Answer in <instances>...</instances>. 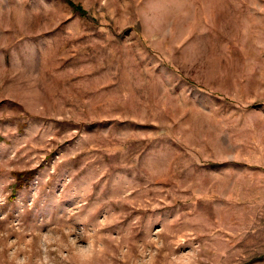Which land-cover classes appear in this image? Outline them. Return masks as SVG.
Returning <instances> with one entry per match:
<instances>
[{
  "label": "rangeland",
  "instance_id": "1",
  "mask_svg": "<svg viewBox=\"0 0 264 264\" xmlns=\"http://www.w3.org/2000/svg\"><path fill=\"white\" fill-rule=\"evenodd\" d=\"M0 264H264V0H0Z\"/></svg>",
  "mask_w": 264,
  "mask_h": 264
},
{
  "label": "trees",
  "instance_id": "2",
  "mask_svg": "<svg viewBox=\"0 0 264 264\" xmlns=\"http://www.w3.org/2000/svg\"><path fill=\"white\" fill-rule=\"evenodd\" d=\"M69 5L72 6V8L74 10L79 11L80 14H85V11L77 4L73 3L72 1H68ZM33 170H28V171H22L19 172L17 174V180H18V184L17 186L21 183V182H26L30 179L31 174H32ZM26 175V177H24Z\"/></svg>",
  "mask_w": 264,
  "mask_h": 264
}]
</instances>
